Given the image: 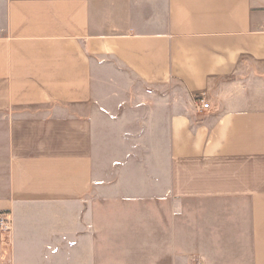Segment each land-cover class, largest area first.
I'll return each instance as SVG.
<instances>
[{
    "label": "crops",
    "instance_id": "obj_1",
    "mask_svg": "<svg viewBox=\"0 0 264 264\" xmlns=\"http://www.w3.org/2000/svg\"><path fill=\"white\" fill-rule=\"evenodd\" d=\"M263 24L264 0H0V264H264Z\"/></svg>",
    "mask_w": 264,
    "mask_h": 264
},
{
    "label": "built area",
    "instance_id": "obj_2",
    "mask_svg": "<svg viewBox=\"0 0 264 264\" xmlns=\"http://www.w3.org/2000/svg\"><path fill=\"white\" fill-rule=\"evenodd\" d=\"M262 30L264 32V24L262 26ZM196 108L200 111L208 110L209 104L205 102L203 97H200L196 100ZM10 231L11 224L9 220V216L5 213L0 214V239L2 243L7 246L10 243ZM193 264H201L198 260H193Z\"/></svg>",
    "mask_w": 264,
    "mask_h": 264
}]
</instances>
